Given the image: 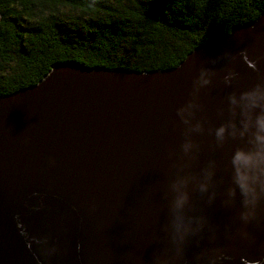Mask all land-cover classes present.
<instances>
[{
	"label": "water",
	"instance_id": "water-1",
	"mask_svg": "<svg viewBox=\"0 0 264 264\" xmlns=\"http://www.w3.org/2000/svg\"><path fill=\"white\" fill-rule=\"evenodd\" d=\"M0 264H264V9L172 68L1 94Z\"/></svg>",
	"mask_w": 264,
	"mask_h": 264
},
{
	"label": "trees",
	"instance_id": "trees-1",
	"mask_svg": "<svg viewBox=\"0 0 264 264\" xmlns=\"http://www.w3.org/2000/svg\"><path fill=\"white\" fill-rule=\"evenodd\" d=\"M263 9L264 0H0V95L60 60L172 68Z\"/></svg>",
	"mask_w": 264,
	"mask_h": 264
}]
</instances>
